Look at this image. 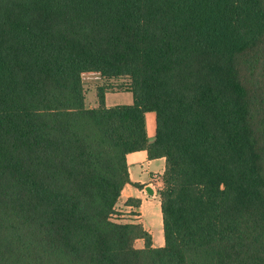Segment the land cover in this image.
<instances>
[{
  "label": "trees",
  "instance_id": "1",
  "mask_svg": "<svg viewBox=\"0 0 264 264\" xmlns=\"http://www.w3.org/2000/svg\"><path fill=\"white\" fill-rule=\"evenodd\" d=\"M262 42L264 0H0V264H264L239 72ZM87 72L128 79L133 105L107 108L106 84L87 108ZM144 150L166 159L162 248L112 221Z\"/></svg>",
  "mask_w": 264,
  "mask_h": 264
},
{
  "label": "rangeland",
  "instance_id": "2",
  "mask_svg": "<svg viewBox=\"0 0 264 264\" xmlns=\"http://www.w3.org/2000/svg\"><path fill=\"white\" fill-rule=\"evenodd\" d=\"M243 60L241 59L239 66L240 77L243 86L255 100L253 129L257 149L261 159H264V153L262 154V148L264 152V42L258 45L255 52H250V56L245 58V61ZM87 81L88 78L85 76V82L87 83ZM105 83L111 85V92L120 93L125 91L124 86L129 83V80H112ZM262 165L264 168V162ZM131 171L130 184L125 187V192L122 193L116 205L112 221L117 224H131L132 221H140L139 223L146 229L153 228L156 239L160 234V228H162L164 238L159 193L164 188L165 169H132ZM148 188L153 190V195H149ZM130 194H134V196L129 198ZM134 246L136 249H144V241L137 240Z\"/></svg>",
  "mask_w": 264,
  "mask_h": 264
},
{
  "label": "crops",
  "instance_id": "3",
  "mask_svg": "<svg viewBox=\"0 0 264 264\" xmlns=\"http://www.w3.org/2000/svg\"><path fill=\"white\" fill-rule=\"evenodd\" d=\"M85 76H87L88 78L87 83L85 82ZM82 79H83V86H84L85 99H86L85 105L89 109H97L100 106L98 91L100 88H103L106 85L105 83L106 81L102 78V76L99 73H94V72L84 73L82 75ZM133 103H134V99L132 93L126 90L120 93L111 92V91H107L105 93V105L107 108H114L118 106H131L133 105ZM145 120H146V131H147L148 141L149 143H152L155 139L156 128H157L155 113H147L145 116ZM127 164L129 169V175L132 174L131 171L132 169H166L165 158L152 160L149 158L148 152L146 150L135 152L128 155ZM127 186H129V184ZM124 192H125V188L122 193ZM133 196L134 194H130L129 198ZM139 222L140 221H135V222L132 221L131 224H141ZM145 230L152 235L154 248H162L165 246V238H163L162 235V228H160V234L157 239L154 237L153 228L149 227L147 229L145 228ZM144 248H145V242H144Z\"/></svg>",
  "mask_w": 264,
  "mask_h": 264
},
{
  "label": "water",
  "instance_id": "4",
  "mask_svg": "<svg viewBox=\"0 0 264 264\" xmlns=\"http://www.w3.org/2000/svg\"><path fill=\"white\" fill-rule=\"evenodd\" d=\"M149 195H153V190H151L150 188L147 189Z\"/></svg>",
  "mask_w": 264,
  "mask_h": 264
}]
</instances>
